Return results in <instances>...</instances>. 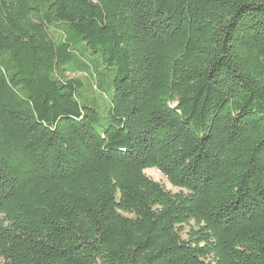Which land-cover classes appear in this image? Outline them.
Here are the masks:
<instances>
[{
    "label": "trees",
    "instance_id": "obj_1",
    "mask_svg": "<svg viewBox=\"0 0 264 264\" xmlns=\"http://www.w3.org/2000/svg\"><path fill=\"white\" fill-rule=\"evenodd\" d=\"M0 264H264V0H0Z\"/></svg>",
    "mask_w": 264,
    "mask_h": 264
},
{
    "label": "rangeland",
    "instance_id": "obj_2",
    "mask_svg": "<svg viewBox=\"0 0 264 264\" xmlns=\"http://www.w3.org/2000/svg\"><path fill=\"white\" fill-rule=\"evenodd\" d=\"M78 75H82L85 76L87 79H89V81L91 82V84L93 83L92 81V77L89 74H78ZM75 75V76H78ZM144 174L147 178H149L150 180L160 184L161 186H163V188L166 191H169L171 193H177L178 189L172 187L168 181L156 170V169H148L144 171ZM189 231V227L188 226H184V231L181 234L182 238L185 239L187 237V232Z\"/></svg>",
    "mask_w": 264,
    "mask_h": 264
}]
</instances>
